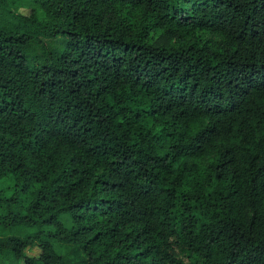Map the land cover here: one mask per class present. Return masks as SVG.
<instances>
[{
	"label": "trees",
	"instance_id": "trees-1",
	"mask_svg": "<svg viewBox=\"0 0 264 264\" xmlns=\"http://www.w3.org/2000/svg\"><path fill=\"white\" fill-rule=\"evenodd\" d=\"M9 175L0 264H264V0H0Z\"/></svg>",
	"mask_w": 264,
	"mask_h": 264
},
{
	"label": "rangeland",
	"instance_id": "rangeland-1",
	"mask_svg": "<svg viewBox=\"0 0 264 264\" xmlns=\"http://www.w3.org/2000/svg\"><path fill=\"white\" fill-rule=\"evenodd\" d=\"M27 13V12H25ZM20 187L19 183H16L15 178L13 176H6L0 179V191L3 195L9 196L14 189H18ZM30 199L29 193H21L20 200L26 204ZM26 256L35 257L39 254V248L37 246H29L24 250Z\"/></svg>",
	"mask_w": 264,
	"mask_h": 264
}]
</instances>
